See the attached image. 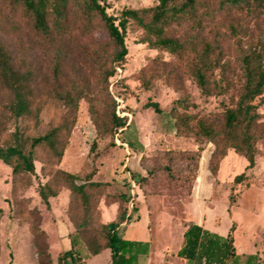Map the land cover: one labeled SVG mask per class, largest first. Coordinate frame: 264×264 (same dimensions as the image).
Listing matches in <instances>:
<instances>
[{
    "label": "trees",
    "instance_id": "1",
    "mask_svg": "<svg viewBox=\"0 0 264 264\" xmlns=\"http://www.w3.org/2000/svg\"><path fill=\"white\" fill-rule=\"evenodd\" d=\"M156 2L148 8L122 9L115 16L106 12L103 0H0L11 19L12 31H17L19 19L48 49L52 77L56 80L68 54L63 42L70 38L72 26L88 38L101 26L107 37L103 45H91L88 49L89 60L96 69L94 97H90L84 83L71 82L61 88L58 83L43 92V101L38 99L33 71L23 65L17 66L9 47L0 41V161L11 170L12 194L32 186V178L37 177L34 170L36 162L40 164L39 176L46 179L36 189L42 206L49 209L48 200L55 198L62 189L67 191L65 216L72 233L69 235V249L62 252L57 264H85V260L105 250L110 251L109 264H136L139 256H147L149 252L148 243L127 241L115 232L127 214L128 199L123 194H108L107 183L92 180L95 171L71 174L60 168L81 100L89 103L88 115L96 137L112 138L127 126L126 119L115 114V104L107 87L115 69L122 68L125 63L127 48L124 39L128 30L140 32L138 42L149 49L182 61L199 95L210 97L224 94L233 83L221 77V72L218 81L212 78L214 71L223 68L220 60L222 50L219 43L205 39L204 28L215 20L217 11L262 18L260 33L249 39L244 47L240 45V38L245 34L241 22L232 18L225 26L229 36L238 44L235 60L239 80L237 101L234 106L223 109L220 123L190 114L189 108L193 106L186 97L175 100L170 110L177 136L190 137L197 144L208 143L214 147L207 166L212 176L218 171L228 149L247 162L244 172L235 176L233 183H242L246 178L244 173L255 165L259 153L256 144L264 140V130L259 128L260 115L254 104L256 100L264 104V0ZM212 4H216L215 10ZM183 25L188 26L187 32L174 37L171 28ZM141 85L147 90L150 81L142 77ZM145 107L160 113L156 103L148 102ZM45 108L55 110L56 124L40 135L37 129L41 123L40 114ZM95 146L93 141L90 154L96 150ZM38 152L43 153L44 159L38 156ZM232 204L233 196L230 195L229 208ZM112 205L116 207L115 215L112 222L106 224L102 221L101 207ZM24 214L38 264H52L46 244L47 235L39 225L40 217L35 209ZM21 216L17 215V218L21 220ZM182 228V242L176 257L183 261L190 264L260 263L257 255H237L234 222L224 237L191 222L183 223ZM78 248L83 250L84 258L79 255Z\"/></svg>",
    "mask_w": 264,
    "mask_h": 264
},
{
    "label": "rangeland",
    "instance_id": "2",
    "mask_svg": "<svg viewBox=\"0 0 264 264\" xmlns=\"http://www.w3.org/2000/svg\"><path fill=\"white\" fill-rule=\"evenodd\" d=\"M103 3L108 14L117 16L122 9H143L157 2L103 0ZM215 8L216 4H212V9ZM216 13L215 20L209 22L203 32L207 41L219 43L222 50L220 60L223 68L214 71L212 78L218 81L221 72V77L232 82L233 86L221 95L200 96L182 61L149 49L138 42L140 32L128 30L124 39L127 48L125 63L122 68L115 69L107 87L115 104V114L118 112L119 117H124L127 126L112 138L96 137L88 115L89 103L81 100L60 168L71 174L95 171L92 180L107 183L108 194H123L128 199L127 212L132 213L133 218V213L137 212L139 221L135 230L117 231L123 239L133 236L135 240H146L148 223L153 238H158L170 249L176 245L182 224L190 220L189 214L192 213L202 215L206 222L213 223L222 232H226L229 224L234 222L237 255H257L259 264H264V140L256 144L259 153L254 167L244 173L246 178L242 183L235 184L234 177L244 172L247 162L228 149L218 171L212 176L207 166L214 147L208 143L197 144L190 137L177 136L170 115L173 102L186 97L193 106L189 108L190 114L219 124L223 109L234 106L237 101L239 72L235 57L238 44L229 36L225 26L232 18L241 22L245 34L240 38V45L244 47L249 39L260 33L262 18H250L245 13L240 15L236 12ZM17 23V31H12L11 19L0 3V41L9 47L17 66L23 65L33 71L39 101H43L45 90L56 87L58 83L61 88L71 82L86 84L90 97H94L96 69L89 60L88 49L91 45L97 47L106 42V33L101 26L89 38L83 37L77 27H71L70 38L63 42L68 54L56 80L52 77L48 49L22 21L17 19ZM187 28V25L172 27V35L181 37ZM142 77L150 81L147 90L141 85ZM148 102L156 103L160 113L146 108ZM254 104L260 115L259 128L264 130V104L258 100ZM56 117L55 110L45 108L40 114L38 134L55 125ZM93 141L96 150L90 154ZM38 156L44 159L42 152H38ZM34 170L37 177L32 178V186L12 194L11 170L0 161V264H38L34 242L25 221L27 210L35 209L40 217L39 225L47 235L46 244L52 264H57L62 252L69 249L70 224L65 216L67 191L62 189L55 198H50L49 209H46L36 194L38 184L46 179L39 176V163H34ZM230 195L233 196V204L229 208ZM17 215L24 219H18ZM113 215L114 206L104 208L105 222H109ZM157 230L162 235L155 236ZM78 249L84 258L83 250ZM107 255L108 252H104L92 257L88 264H106Z\"/></svg>",
    "mask_w": 264,
    "mask_h": 264
},
{
    "label": "crops",
    "instance_id": "3",
    "mask_svg": "<svg viewBox=\"0 0 264 264\" xmlns=\"http://www.w3.org/2000/svg\"><path fill=\"white\" fill-rule=\"evenodd\" d=\"M112 206H114V205H112ZM109 207H107V208H109ZM104 208L105 207L102 208V221L106 224L111 223L113 218H114V215H115L116 207L114 206V215H113V218L109 222H105L103 220ZM107 208H105V209H107ZM133 215L135 216L134 218L132 217V213L127 212V214L125 216V220L119 225L118 228L115 229L116 234H117V231H119V229L120 230L121 229H123V230H127V229L135 230V228H138L139 215L137 212L133 213ZM189 217H190L189 218L190 220H188L187 222H191L193 224H196V225L202 227L203 229H205L211 233H214V234H217V235L223 236V237L226 236V234H227L228 229L226 230V232L220 231L219 228H217V226L213 225V223L206 222L202 215L190 213ZM129 219H130V221H129ZM134 219H137V220H134ZM230 224H229V226H230ZM146 228H147V232H148V236L145 238L146 240H135L133 238V236H129L128 238L125 239L127 241H135V242H142V243H148L149 244L148 255L147 256H139L136 264H190L189 262L183 261V260L176 257V253L179 250L181 242H182V234L184 231L183 228L180 229L181 233L177 239L176 245L171 247L170 249H168L167 246H164L158 238H155V239L153 238L152 232H150V229H148V223H146ZM70 229L68 231L69 232L68 236L72 233L71 226H70ZM159 232H161V231L157 230V232L155 233V236L162 235ZM104 252H108L106 264H109L110 263V251L109 250H105L98 255H101ZM98 255H96V256H98ZM93 257H95V256H93ZM91 258L92 257L85 260L84 263L88 264V261Z\"/></svg>",
    "mask_w": 264,
    "mask_h": 264
},
{
    "label": "built area",
    "instance_id": "4",
    "mask_svg": "<svg viewBox=\"0 0 264 264\" xmlns=\"http://www.w3.org/2000/svg\"><path fill=\"white\" fill-rule=\"evenodd\" d=\"M116 114L119 116V113L118 112H116Z\"/></svg>",
    "mask_w": 264,
    "mask_h": 264
}]
</instances>
